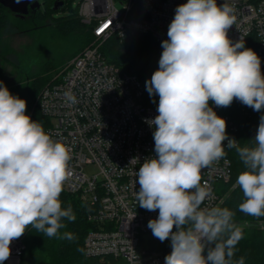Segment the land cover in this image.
Here are the masks:
<instances>
[{
  "label": "clouds",
  "instance_id": "9594fccd",
  "mask_svg": "<svg viewBox=\"0 0 264 264\" xmlns=\"http://www.w3.org/2000/svg\"><path fill=\"white\" fill-rule=\"evenodd\" d=\"M236 20V9L227 0H187L177 6L168 39L161 43L159 67L145 82L149 96L159 97L158 115L145 121L155 128V156L135 172L140 186L135 196L139 207L158 210L147 226L161 242L170 240L172 251L164 264H245L243 256L233 259L244 239L235 212L202 207L213 196L211 184L202 182V172L223 159L226 149L235 150L244 165L235 181L244 197L238 210L264 217V114L252 145L241 146L229 138L226 120L209 103L228 107L235 99L264 111L261 59L245 47L243 38H229ZM64 95L70 104L78 103L71 91ZM26 110V100L0 82V264L29 226L49 238L76 239L60 232L65 219H76L71 205L62 207L60 199L71 149L54 140Z\"/></svg>",
  "mask_w": 264,
  "mask_h": 264
},
{
  "label": "built area",
  "instance_id": "2783aa9c",
  "mask_svg": "<svg viewBox=\"0 0 264 264\" xmlns=\"http://www.w3.org/2000/svg\"><path fill=\"white\" fill-rule=\"evenodd\" d=\"M224 2L217 0L218 4ZM227 2L234 5L237 16L229 38L233 42L243 38L245 47L260 57L264 73V0ZM185 3L187 0H80L79 16L91 27L94 39L39 93L37 108L48 121L42 123L45 131L71 149L64 190L90 206L87 219L95 228L84 238L86 256H113L122 264H164L172 251L170 240L161 242L147 226L158 217V210L139 207L135 196L140 188L135 172L146 158L155 156V128L145 121L158 115L157 108L144 103V88L137 75L109 62L101 47L114 34L125 38L135 33L149 34L161 46L168 39L175 9ZM66 91H71L78 103L70 104ZM209 103L220 116V107ZM33 112L34 108L31 118ZM222 118L229 138H235V125L227 116ZM223 143L226 147L227 141ZM90 164L97 166L96 173L85 172ZM231 166L226 155L202 172V182L208 181L213 189L212 199L202 207L218 205L231 179ZM23 237L11 243V255L4 264H22Z\"/></svg>",
  "mask_w": 264,
  "mask_h": 264
},
{
  "label": "trees",
  "instance_id": "16d2710c",
  "mask_svg": "<svg viewBox=\"0 0 264 264\" xmlns=\"http://www.w3.org/2000/svg\"><path fill=\"white\" fill-rule=\"evenodd\" d=\"M57 0H44L41 8L36 11H30V19L27 17L22 26H12L10 24V10L0 4V46L2 45V32L5 28L34 29L44 28L45 16L56 20L55 28L74 44V49L70 57L75 56L83 48L89 45L93 39L91 27L85 24L78 13V6L71 7V0H62L63 7L55 9L54 5ZM63 12V14H62ZM61 13L59 15L56 14ZM101 51L105 58L119 66L122 71L137 75L141 80L144 88L143 101L145 104L156 107L158 106L159 97H150L146 91L145 82L151 79L154 71L159 67V59L162 53L160 44L149 34L135 33L125 38H120L114 34L106 39L101 47ZM0 53V57H5ZM63 61L58 63L48 62L41 66V70L34 75H28L26 82L20 86L17 95L27 102L26 114L34 108L32 120L41 124L47 121L43 118L37 108V99L41 89L52 78L45 77V73L54 67L63 65ZM62 67V66H61ZM155 101V102H153ZM220 116H227L236 127L234 134L235 139L241 146H251L259 125V118L264 111L256 112L251 107L245 106L239 100H233L228 107H220ZM48 123V121H47ZM227 156L231 159L232 174L230 181L225 185L224 192L229 189L232 181H234L244 165L239 160L238 155L233 149H226ZM62 207L71 205L76 219L74 221L64 220L66 227L60 232L72 233L76 239L67 240L59 238H49L41 232H37L31 226L26 230L23 241L25 243V251L22 256V264H122L121 259L113 256L105 257H89L85 252L78 249H84V238L87 232L95 228V225L87 219L89 204L83 201L79 196L66 192H62ZM242 189L237 186L229 193L227 203L224 207H228L235 212L234 221L242 218H252L254 220L264 219V217L255 218L248 216L238 210V205L243 202ZM244 239L236 246L234 260H238L241 256L245 258V264H264V229L259 228H243ZM206 254V251H205Z\"/></svg>",
  "mask_w": 264,
  "mask_h": 264
},
{
  "label": "rangeland",
  "instance_id": "374dc122",
  "mask_svg": "<svg viewBox=\"0 0 264 264\" xmlns=\"http://www.w3.org/2000/svg\"><path fill=\"white\" fill-rule=\"evenodd\" d=\"M39 1L43 2L44 0ZM79 2L80 0H71V7L76 8ZM59 14L61 13H57L56 17ZM55 22L56 20L53 21L50 17L45 16L44 28L17 29L7 27L2 32L0 53L6 52V54L4 58L0 57V82H3L13 95L18 94L20 86L28 80L26 79L28 75L37 74L44 63H58L64 60L62 67L56 66L45 73V77L49 78L60 69L68 66L74 58V56L70 57L74 49L72 40L55 28ZM85 172L88 174L96 173L97 166L94 164L87 165ZM236 179L232 181L229 189L223 192L217 206H225L229 193L237 187ZM234 222L242 228L264 229V219L242 218Z\"/></svg>",
  "mask_w": 264,
  "mask_h": 264
},
{
  "label": "water",
  "instance_id": "95a60500",
  "mask_svg": "<svg viewBox=\"0 0 264 264\" xmlns=\"http://www.w3.org/2000/svg\"><path fill=\"white\" fill-rule=\"evenodd\" d=\"M0 4L10 10L12 26H22L25 23V16L32 10L36 11L41 8L42 3L39 0H23L22 3L17 4L15 0H0ZM64 2L57 0L54 5L55 9L63 7Z\"/></svg>",
  "mask_w": 264,
  "mask_h": 264
},
{
  "label": "flooded vegetation",
  "instance_id": "af4514ba",
  "mask_svg": "<svg viewBox=\"0 0 264 264\" xmlns=\"http://www.w3.org/2000/svg\"><path fill=\"white\" fill-rule=\"evenodd\" d=\"M30 16V12L25 16V19Z\"/></svg>",
  "mask_w": 264,
  "mask_h": 264
}]
</instances>
